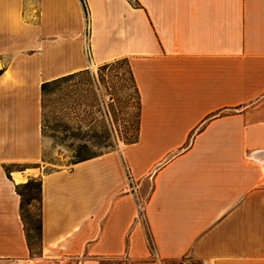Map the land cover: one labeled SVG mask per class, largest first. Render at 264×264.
Returning <instances> with one entry per match:
<instances>
[{
    "label": "crops",
    "instance_id": "crops-1",
    "mask_svg": "<svg viewBox=\"0 0 264 264\" xmlns=\"http://www.w3.org/2000/svg\"><path fill=\"white\" fill-rule=\"evenodd\" d=\"M83 1L0 0V264H264V0ZM120 59L135 140L46 171L40 85Z\"/></svg>",
    "mask_w": 264,
    "mask_h": 264
},
{
    "label": "rangeland",
    "instance_id": "rangeland-1",
    "mask_svg": "<svg viewBox=\"0 0 264 264\" xmlns=\"http://www.w3.org/2000/svg\"><path fill=\"white\" fill-rule=\"evenodd\" d=\"M138 112L127 61L95 65L45 97L41 165L49 171L124 148L136 138ZM23 213L27 228L37 224L38 202L24 205Z\"/></svg>",
    "mask_w": 264,
    "mask_h": 264
},
{
    "label": "trees",
    "instance_id": "trees-1",
    "mask_svg": "<svg viewBox=\"0 0 264 264\" xmlns=\"http://www.w3.org/2000/svg\"><path fill=\"white\" fill-rule=\"evenodd\" d=\"M81 3L83 5L84 11L86 12L84 1L81 0ZM132 5H133V3H132ZM85 71L86 70L78 71L75 73H71L68 75H64V76L43 82L40 85L41 114H42L44 99L49 93H51L55 88H57L61 84H64L65 82H67L69 80H72L74 77L78 76L79 74H81ZM138 103H139V101H138ZM89 158H91V157H89ZM84 159H88V158H80V159H77L76 162L84 160ZM15 189H16L17 194L20 197V217H21L22 222L24 224V231H25V236H26L28 248H29L31 253L37 254L38 253V247L40 244V219L38 217L37 224H35L34 226L31 225L30 228H27L26 219H25V216L23 213V207H24V205L30 204L31 201H37L39 203V201H40V190H41L40 181L38 179H29L27 182L17 185L15 187Z\"/></svg>",
    "mask_w": 264,
    "mask_h": 264
},
{
    "label": "built area",
    "instance_id": "built-area-1",
    "mask_svg": "<svg viewBox=\"0 0 264 264\" xmlns=\"http://www.w3.org/2000/svg\"><path fill=\"white\" fill-rule=\"evenodd\" d=\"M201 264H210L208 261H202Z\"/></svg>",
    "mask_w": 264,
    "mask_h": 264
}]
</instances>
